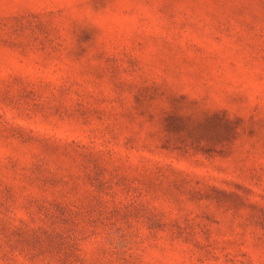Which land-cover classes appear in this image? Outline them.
Returning a JSON list of instances; mask_svg holds the SVG:
<instances>
[{
    "label": "rangeland",
    "instance_id": "obj_1",
    "mask_svg": "<svg viewBox=\"0 0 264 264\" xmlns=\"http://www.w3.org/2000/svg\"><path fill=\"white\" fill-rule=\"evenodd\" d=\"M0 264H264V0H0Z\"/></svg>",
    "mask_w": 264,
    "mask_h": 264
}]
</instances>
